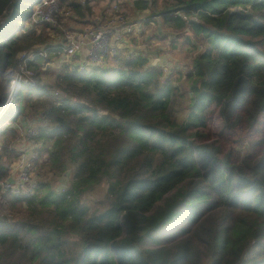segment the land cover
Segmentation results:
<instances>
[{"label": "trees", "instance_id": "obj_1", "mask_svg": "<svg viewBox=\"0 0 264 264\" xmlns=\"http://www.w3.org/2000/svg\"><path fill=\"white\" fill-rule=\"evenodd\" d=\"M39 1L0 0V109L2 70L34 52L33 80L0 117V264H264V126L229 141L236 127L264 125V0L131 1L162 29L205 37L187 35L190 63L166 75L144 50L85 71L58 67L63 41L46 40L64 31L26 25ZM95 4L59 0L85 23ZM25 117L42 121L47 155L32 194L2 189L24 138L3 124Z\"/></svg>", "mask_w": 264, "mask_h": 264}, {"label": "built area", "instance_id": "obj_2", "mask_svg": "<svg viewBox=\"0 0 264 264\" xmlns=\"http://www.w3.org/2000/svg\"><path fill=\"white\" fill-rule=\"evenodd\" d=\"M59 4L56 0H41L40 4L34 10L35 20H43L48 23L55 25L58 22ZM241 7V6H238ZM236 8V6H234ZM112 10L119 11L118 14H104L103 19H95L92 25L80 29L70 31L63 38V51L60 58L57 59L59 65L65 64L69 68L85 71L91 64H104L107 60L116 53L120 52L118 44L115 42L114 38L122 34V31L130 32L136 25L144 22L147 17L144 15L130 18L127 12L122 9V4L112 6ZM69 13V11L67 12ZM146 41L141 44L142 47H138V50L147 51ZM46 55L45 51H40ZM85 52L84 57L81 55ZM21 53V52H20ZM33 51H22L20 59L24 63L20 66V71L14 80L13 88H19L21 82H27L23 80L24 76L32 78L33 70L29 67H25V61L33 57ZM164 60V58L162 59ZM161 60V61H162ZM59 61V62H58ZM164 63V69H168L169 65L173 67L169 61L161 62ZM171 67V68H172ZM12 70L7 69L5 76L11 77ZM15 86V87H14ZM16 89V91H17ZM11 92L8 94L5 103L0 109V117L4 111L14 103V96L16 93ZM42 121L38 117H34L30 122H28L26 128L24 129L21 122L17 125L19 130L23 131L24 143H26L24 148H18L20 153L17 160L12 161L10 167L17 169V176L14 177L10 175L6 180L2 182L3 190H10L15 193H27L32 194L35 191L37 180L35 179L32 171L33 164L36 158H40V142L36 139L38 134V127ZM14 178H18L14 180Z\"/></svg>", "mask_w": 264, "mask_h": 264}, {"label": "rangeland", "instance_id": "obj_3", "mask_svg": "<svg viewBox=\"0 0 264 264\" xmlns=\"http://www.w3.org/2000/svg\"><path fill=\"white\" fill-rule=\"evenodd\" d=\"M56 1H58V4H59V0H56ZM40 2H41V0L34 5L33 10H36V8L40 4ZM122 2L124 4L127 3L126 0H96V4H95L96 8L93 11V14H89L90 19L94 20L96 17L98 19H103V15L105 13L106 14L110 13L111 15L112 14L113 15L114 14H118L120 10L119 11H114L112 9L110 10L109 8H105V7L108 6V5H109V7H112V6H115V5L119 6L120 3H122ZM58 8H59V10H58V13L56 14V16L58 17L59 15H61V18L58 19V22L55 25L58 26L59 29H62V31H64V33H62L61 31H55L54 29H52L53 30V32H52L53 35H52V37L50 39L46 40L47 42H57L59 40L61 41L66 36V34L69 33L70 31H74V30H76L78 28H86V27L92 25V23H85L83 21H78L75 18L76 16L73 15V14L68 15L67 14V9L68 8L65 5H63L61 7L58 6ZM122 9H123L124 12L128 13L130 18L138 17L137 14H140V12L137 11V10H134L132 8V6H130V4L126 5V8H125V6L122 5ZM145 11L146 10L143 9L142 14H144V16H146V17L149 16V15H147L148 14V10H147V13ZM71 15H73V16H71ZM151 17H152L151 19L146 21V23L144 24V26L146 25V27L140 33L141 35L144 36V38L147 35H150L152 37V39H153V40H150V44L146 42L147 43V45H146L147 51H148V53L152 54V56H153L151 61L153 63L154 62L155 63H157V62L159 63V65L163 68L164 75H166L169 72L168 70L164 69V67H163L164 63H161L162 61L163 62L167 61L166 60L167 59L166 56H168L169 59H173L175 64L180 66L179 69L185 70L186 65L189 64L190 61H191V59H190L191 58L190 49L192 48V44L195 43V42H198V41H205V37L202 34H199V35L197 34L198 36H195L193 34L191 36V43L192 44L189 43V42H187V43L184 42V38L187 35L192 34L191 31H193V29L191 27L187 28L186 30H174V29L169 28V27H164L163 29H166V30H162V34H161L160 33L161 31L159 32L160 23H161V16L159 14H156V15H152ZM188 17L196 18L197 16L190 15ZM33 23H35V18L34 17H33L32 21L26 22V25L32 26ZM188 29H190V31ZM174 31H177V33H176L177 41L175 43H172V42L169 43L170 39L173 37L172 34H173ZM159 35H161V36H159ZM136 38H137V36L134 33L132 39L135 40ZM144 38L141 37L136 42L143 41ZM173 38H175V37H173ZM145 39H147V38H145ZM162 40L164 42V47L160 49V44H162V42H161ZM190 45H191V48H190ZM37 47H40V45L37 46ZM23 51H27V50H23ZM30 52H32V51H30ZM21 53H22V51H21ZM21 53L19 55H21ZM163 57H164V60H162ZM54 58H57V57L54 56ZM157 58H158V60L159 59L160 60L156 61L155 59H157ZM51 62L46 64V65H44L43 67L50 68L51 70H53L55 68L54 67L55 65H53ZM107 63L109 65H111L112 59H108ZM107 63H104L103 65H106ZM55 64L58 67H60L58 63L55 62ZM25 67H26V65H25ZM8 68H4L2 70V85H3L2 86V90H3V93L6 95V97L8 96V94L10 95L11 92H14V89H15V91L17 89V86H16V88H13V85L15 84L14 80L17 79L16 76L18 75V72L20 71L21 67L20 66H19V68L18 67L17 68H11L10 67V69L12 70V72H11L12 76L11 77H6L5 73H6ZM179 69H176V70H179ZM32 78L28 77V76H24L23 80L28 82V81H32L33 80ZM10 107L11 106H8V108L4 111V113L8 109H10ZM210 116H211V118H214V119H212L209 122L210 132H211V135H216L219 132V130L221 129V127H220V125L222 123L221 122V116L218 114L217 111H214V110H212V112L210 113ZM30 117H27L29 121H31V119H32ZM16 123L18 124L19 121H16V122L8 121V122L4 123L3 125H15ZM263 126H264L263 123H258V124L254 125L251 128L248 127V126L247 127L246 126L236 127V129L234 128L232 130V132L230 133L229 141L234 139L233 143L235 144L236 143L235 142L236 139L246 138V137H253L255 135V133H258V132H260L263 129ZM230 130L231 129H229V131ZM226 144H227L226 145L227 147L230 146L229 142L226 143ZM237 145H239V144H237ZM46 157H47L46 154H41L40 153V158H36L35 161H34L35 165L33 164L32 171H33V174H35L34 177H35V179L37 181H38L39 178L43 179V177L48 175L47 173H41L40 174V171H39V170H41V171L43 170V167H42L41 163L46 159ZM17 159H18V157L16 159H14V160H17ZM11 164L12 163H10V165ZM17 173H18L17 169L10 167L9 176L12 175V176L16 177ZM38 174H40V176ZM66 178H67V174H64L60 178L59 183L60 184L65 183ZM17 179L18 178H14V180H17ZM66 182H68V180ZM102 191H103V189L100 190V192H102ZM97 193L99 194V192H97ZM183 223H184V220H177L174 223H172L170 225H167L165 227V229H164V232L165 233L173 232V231L177 230L178 227L181 224H183Z\"/></svg>", "mask_w": 264, "mask_h": 264}, {"label": "crops", "instance_id": "obj_4", "mask_svg": "<svg viewBox=\"0 0 264 264\" xmlns=\"http://www.w3.org/2000/svg\"><path fill=\"white\" fill-rule=\"evenodd\" d=\"M131 1H133V0H126V4H124L123 2L121 3L123 6H125V8H126V5H129L130 4V6H131ZM105 8H109L110 10L112 9V7H109V5L108 6H106ZM127 10V9H126ZM137 11H139L140 12V14H137L138 16H141V15H144V14H142V12H143V10H137ZM146 13H147V10L145 11ZM148 15V14H147ZM95 19H97V17L95 18ZM95 19L93 20V22L95 21ZM150 19V17L149 16H147V19L144 21V22H142L141 24H138V25H136V27H134L133 29H132V31H130V32H127V31H122V34L120 35V36H118V37H115L114 38V40H115V42L118 44V46H119V49H121V50H126L127 52H136V50H138L137 48L138 47H142L141 46V44L142 43H144L145 41L147 42V43H149L150 44V40H153L152 39V37L150 36V35H147L145 38H147V39H145L144 38V36L143 35H141L140 33H141V31L142 30H144V28L146 27V25L144 26V24L146 23V21H148ZM93 22H92V24H93ZM187 28H190V26H187L185 29H187ZM80 29H83V28H78L77 30H80ZM162 30H166V29H162L161 28V26H160V28H159V32L162 34ZM189 31H190V29H188ZM133 32V33H132ZM135 33V35L137 36V38L135 39V40H133L132 39V37H133V34ZM176 33L177 32H173V37H175V38H171L170 39V41H169V43L170 42H172V43H175L176 41H177V38H176ZM190 34V33H189ZM191 36H192V34H190ZM161 36V35H160ZM190 36V37H191ZM141 37H143L144 38V40L143 41H140V42H136V41H138ZM162 38V37H161ZM61 41H63V43H64V39L63 40H61ZM134 41V42H133ZM162 42V44H160V49L161 48H163L164 47V42H163V40L161 41ZM147 45V44H146ZM63 48L64 47H62L61 48V50L58 52V54L56 53V55L58 56L57 58H55V60H56V62H57V59L58 58H60V56H61V53H62V51H63ZM83 57H84V55H85V52H82V54H81ZM165 55V54H164ZM162 56V55H161ZM166 56V55H165ZM164 58V57H163ZM166 60L167 61H169V63L170 64H172L173 65V67H175V66H178V65H176L175 64V62H174V60L173 59H169V57L168 56H166ZM59 62V61H58ZM172 66H170L169 65V68L167 69V70H170V68H171ZM20 122H21V124L23 125V127H24V129L26 128V126H27V124H28V122H29V120H28V118L27 117H25L23 120H19ZM20 127H18V129H19ZM20 132L23 134V131H21L20 130ZM24 135V134H23ZM25 141H24V138H21V140L17 143V148H24L25 147V145H26V143H24Z\"/></svg>", "mask_w": 264, "mask_h": 264}, {"label": "water", "instance_id": "obj_5", "mask_svg": "<svg viewBox=\"0 0 264 264\" xmlns=\"http://www.w3.org/2000/svg\"><path fill=\"white\" fill-rule=\"evenodd\" d=\"M155 60H156V61H159L160 59L158 60V58H157V59H155ZM154 63H155V62H154Z\"/></svg>", "mask_w": 264, "mask_h": 264}]
</instances>
